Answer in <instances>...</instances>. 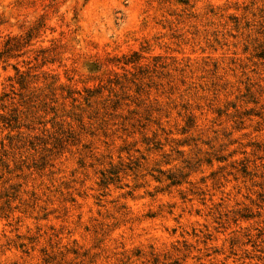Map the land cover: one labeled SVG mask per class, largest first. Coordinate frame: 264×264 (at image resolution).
I'll return each mask as SVG.
<instances>
[{"label":"rangeland","instance_id":"rangeland-1","mask_svg":"<svg viewBox=\"0 0 264 264\" xmlns=\"http://www.w3.org/2000/svg\"><path fill=\"white\" fill-rule=\"evenodd\" d=\"M0 16V264H264V0Z\"/></svg>","mask_w":264,"mask_h":264},{"label":"trees","instance_id":"trees-1","mask_svg":"<svg viewBox=\"0 0 264 264\" xmlns=\"http://www.w3.org/2000/svg\"><path fill=\"white\" fill-rule=\"evenodd\" d=\"M3 24V20L0 16V26ZM44 28V23L42 20L35 21L31 26H28L25 31L21 33L6 34L0 36V64L6 65L9 59L15 58L23 54V48L28 46L34 38L38 37ZM43 49V50H42ZM44 53V48H40ZM41 57L45 59L48 57L47 54H42ZM45 61H47L45 59ZM44 61V62H45ZM15 71L17 82L19 84H25L26 76L28 75L31 66H27V70H22L17 65H12ZM24 86V85H23Z\"/></svg>","mask_w":264,"mask_h":264}]
</instances>
